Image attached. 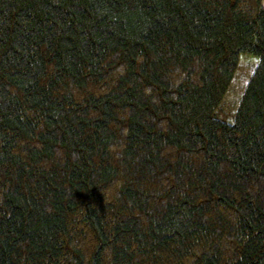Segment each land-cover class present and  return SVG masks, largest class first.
<instances>
[{"label":"trees","instance_id":"1","mask_svg":"<svg viewBox=\"0 0 264 264\" xmlns=\"http://www.w3.org/2000/svg\"><path fill=\"white\" fill-rule=\"evenodd\" d=\"M262 1L0 0V264H264Z\"/></svg>","mask_w":264,"mask_h":264},{"label":"rangeland","instance_id":"2","mask_svg":"<svg viewBox=\"0 0 264 264\" xmlns=\"http://www.w3.org/2000/svg\"><path fill=\"white\" fill-rule=\"evenodd\" d=\"M262 5L264 8V0L262 1ZM257 64L258 62L254 57L248 54L241 55L235 78L219 109V115L223 119L228 121H232L234 119L239 103L249 84L250 78L257 67Z\"/></svg>","mask_w":264,"mask_h":264}]
</instances>
